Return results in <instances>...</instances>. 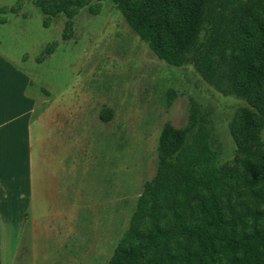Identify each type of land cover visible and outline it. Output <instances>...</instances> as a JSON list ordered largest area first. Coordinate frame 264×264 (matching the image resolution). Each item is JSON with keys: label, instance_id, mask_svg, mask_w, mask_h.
Returning <instances> with one entry per match:
<instances>
[{"label": "rangeland", "instance_id": "rangeland-1", "mask_svg": "<svg viewBox=\"0 0 264 264\" xmlns=\"http://www.w3.org/2000/svg\"><path fill=\"white\" fill-rule=\"evenodd\" d=\"M17 2L0 0V8ZM20 5L19 16L0 9V53L30 78V93L71 111L73 154L82 149L87 175L76 171L74 158L67 173L57 163V190L68 201L80 184L87 192L81 201H33L21 232L0 233V264H108L155 175L163 126L183 128L195 100L211 111L222 165L235 154L229 123L245 102L217 92L191 64L176 68L158 60L110 1L97 15L80 10L66 39L63 15L44 27L33 0ZM103 109L111 111L108 122L100 120Z\"/></svg>", "mask_w": 264, "mask_h": 264}, {"label": "trees", "instance_id": "trees-1", "mask_svg": "<svg viewBox=\"0 0 264 264\" xmlns=\"http://www.w3.org/2000/svg\"><path fill=\"white\" fill-rule=\"evenodd\" d=\"M104 1L158 60L191 64L217 92L245 102L229 123L235 154L222 165L211 111L195 100L183 128L163 126L155 175L108 264H264V0L33 3L44 27L67 19L66 39L80 10L97 15ZM110 118L100 112L102 122Z\"/></svg>", "mask_w": 264, "mask_h": 264}, {"label": "crops", "instance_id": "crops-1", "mask_svg": "<svg viewBox=\"0 0 264 264\" xmlns=\"http://www.w3.org/2000/svg\"><path fill=\"white\" fill-rule=\"evenodd\" d=\"M5 8L11 7L0 9ZM31 86L30 78L16 61L0 53V233L3 234L21 232L33 201L45 204L81 201L79 195L87 192L80 184L69 201L63 198V189L58 193V177L53 169L57 163L65 173L67 162L73 158L77 160L74 161L77 172L85 171L87 175V167L81 164L82 149L77 148L73 154L71 111L67 115L66 109H54L55 104L30 93ZM52 177L54 184L49 185ZM53 186L55 190L51 189ZM35 209H39V204Z\"/></svg>", "mask_w": 264, "mask_h": 264}]
</instances>
